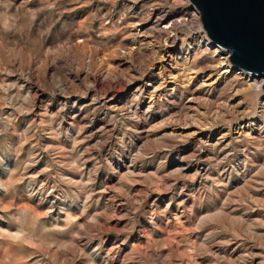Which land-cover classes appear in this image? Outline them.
I'll return each instance as SVG.
<instances>
[{"label":"rangeland","instance_id":"rangeland-1","mask_svg":"<svg viewBox=\"0 0 264 264\" xmlns=\"http://www.w3.org/2000/svg\"><path fill=\"white\" fill-rule=\"evenodd\" d=\"M199 30L189 0H0V264H264L263 85Z\"/></svg>","mask_w":264,"mask_h":264},{"label":"water","instance_id":"water-1","mask_svg":"<svg viewBox=\"0 0 264 264\" xmlns=\"http://www.w3.org/2000/svg\"><path fill=\"white\" fill-rule=\"evenodd\" d=\"M189 2L200 13L208 39L230 53L233 68L264 79V0Z\"/></svg>","mask_w":264,"mask_h":264},{"label":"bare ground","instance_id":"bare-ground-1","mask_svg":"<svg viewBox=\"0 0 264 264\" xmlns=\"http://www.w3.org/2000/svg\"><path fill=\"white\" fill-rule=\"evenodd\" d=\"M182 4H184V2H182ZM181 13H183V12H181ZM186 15L188 16L187 21L189 19L190 21H195V24H197L196 22L199 20V17L197 15L192 14L191 12L188 13V11H185V13H183V14H179L176 18H179V19L184 21L185 20L184 17ZM169 16H170L169 14L166 15L163 20L168 21L169 19L174 18V16H171V18ZM202 29H203V27H202ZM172 30H173L172 25L171 26L165 25L162 27V31L167 36V38H170L169 35L171 34ZM203 30H199V32L197 34V38L195 39V48H194L193 53L195 54V50L210 53L212 55V57L214 58V61L216 63V65L212 67L213 72L218 73L219 78H221L223 81L231 80V79H237L240 83H242L244 85H248V86L253 85L256 92L260 93L261 92V86L264 84V79L263 78L257 79L256 77H253L252 75L247 74L245 72H238V73L234 74L232 72V68L230 66L231 64L228 61V59L230 57V53L228 51L218 47V46L212 47L211 45H213V46H215V45L208 39L205 31H203ZM165 49H166V52L164 53V57H165L164 61L166 62L168 67H171L170 68L171 71L175 70L176 65H177V62H175V57L172 53L167 51V48H165ZM188 60H189L188 57L185 58V60L183 62V64H185V66L189 64ZM99 85L101 87L104 86V84L102 82H100ZM137 95H139V94H137ZM189 102H191V100H189ZM113 103L114 102L111 99L110 104H113ZM115 106H117V105L115 104ZM258 106H259V109H258L259 120H260V122L262 121V124H263L264 123V100L263 101L259 100ZM72 110H74V106L70 107V112ZM253 125H254V123H248L246 126H243L241 129H242V131L244 130V128L246 130H249L250 128H252ZM238 131H239V129H238Z\"/></svg>","mask_w":264,"mask_h":264},{"label":"built area","instance_id":"built-area-1","mask_svg":"<svg viewBox=\"0 0 264 264\" xmlns=\"http://www.w3.org/2000/svg\"><path fill=\"white\" fill-rule=\"evenodd\" d=\"M231 68L233 69L232 65H231ZM236 72H238V71L236 70Z\"/></svg>","mask_w":264,"mask_h":264}]
</instances>
